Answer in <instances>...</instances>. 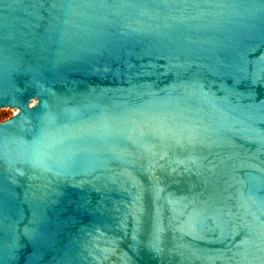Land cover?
Returning <instances> with one entry per match:
<instances>
[{
    "label": "water",
    "instance_id": "95a60500",
    "mask_svg": "<svg viewBox=\"0 0 264 264\" xmlns=\"http://www.w3.org/2000/svg\"><path fill=\"white\" fill-rule=\"evenodd\" d=\"M0 264H264V0H0Z\"/></svg>",
    "mask_w": 264,
    "mask_h": 264
},
{
    "label": "rangeland",
    "instance_id": "374dc122",
    "mask_svg": "<svg viewBox=\"0 0 264 264\" xmlns=\"http://www.w3.org/2000/svg\"><path fill=\"white\" fill-rule=\"evenodd\" d=\"M16 110H0V121L9 118Z\"/></svg>",
    "mask_w": 264,
    "mask_h": 264
}]
</instances>
